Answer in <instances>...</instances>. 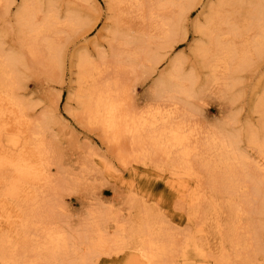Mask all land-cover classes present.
Returning a JSON list of instances; mask_svg holds the SVG:
<instances>
[{
    "label": "rangeland",
    "instance_id": "rangeland-1",
    "mask_svg": "<svg viewBox=\"0 0 264 264\" xmlns=\"http://www.w3.org/2000/svg\"><path fill=\"white\" fill-rule=\"evenodd\" d=\"M12 1H0V38L4 43L3 49L5 53L14 50L19 52L22 58L23 67L21 66L19 68L20 85L17 94L19 100L26 105L25 115L30 117L29 119L33 123V126L37 125L41 127L42 123H46L42 128L46 130V142L49 149L51 148L49 151L52 153L49 152V156H47V159L45 158L46 160L44 159L42 161V164H44L43 167L45 164L46 166L48 164V169L46 168V171H51L49 174L52 173L50 177L51 180H54L53 184H55L52 186L54 189L50 190L47 199L49 198V200L53 201V198H57L55 200L56 203L53 201L56 207L53 209L52 214L57 218V222L60 223L63 228L74 234L75 240L78 238L76 243H79V246L77 245V248L75 247L77 249L76 252H82V248L85 249L89 247V240H87V238L93 233L91 229L96 223L100 224L105 231H110V234H113L117 224H132L145 217L146 219H154L156 217L157 220L161 219V221L165 223L166 229L177 239L174 245V247L176 246L174 252L176 250L175 254L178 256L174 254V256H176L174 257L172 253H169L168 257L166 256V258H164L166 261L164 264H217L215 258H219L222 254L219 253L221 252L220 247L219 250L216 251L217 254H215L214 259L211 256L205 257L200 254V246L206 247L207 241L209 243L212 242L209 245L217 241L218 246L224 241V252L227 250L226 256L229 258H227V260H231L228 261V263L252 264V259L255 261L253 264H264L263 200L261 197L257 196L256 193V184L260 181L264 184V179L255 170V159H258L260 155L259 149H257L258 147H254L255 145L252 146L250 142L251 136L259 134V132H262L264 129V111L261 110L263 108L259 106V101L264 95V55L258 60L254 59L251 63L252 65L250 64L251 66L247 65L244 67V72H241V69L237 75V81L231 82L233 86L225 88L231 80L227 83L225 81L224 83L226 84H223V82L219 80L217 74L214 75L211 69L205 67V64H203L205 59L203 60L201 55L196 53L197 46L207 42V39L204 35L195 33L194 25L195 22H201L203 25L206 19L205 17L208 16L206 13L207 9H202L204 6L197 8L193 12L195 16L193 17L192 13L188 21V40L179 44L172 51L173 53L171 52L172 54L169 53V59L167 58L168 62L167 60L164 61L159 67L160 74L169 69L171 65L170 62L174 58L182 57L185 60V71H187V73H199L200 83H198V85L201 90L198 89L197 91L199 93L201 91L202 93L198 94L196 98L190 99L189 102V106H191V102H195L192 103L195 109H190L191 107L188 105L189 108L186 107L185 102L182 101V105H180L182 110H184L183 112H188L187 116L183 118L187 120L186 124L191 121L190 124L192 126L188 124V130L191 128L192 131H188V134L191 135L192 139L190 138V141L187 142L188 144L186 143V146L184 145L185 149L183 147L180 148L178 152L176 151V153H178L177 157H179L178 160L176 156L173 158L176 153L170 154V159L166 158L168 156L165 155L160 157L161 154L151 153L155 158L153 160L150 154L148 158L145 159V166L142 160L132 155V149L130 148V143H128L129 141L124 142L119 147L113 146L109 140L106 139L103 132L92 125L88 117L83 113L77 99L80 84L78 81L79 70L76 65V56L86 52L91 55L92 58L98 60L99 67L97 71L100 77L99 80H110L112 77L120 76L122 82L125 84L127 83L129 87H131V85L132 87L135 86L136 90L134 88V92H132V103H134L135 106L137 105L136 107H145L150 99V91L155 86L159 79L158 76L160 77V75L155 73V75L150 76L148 72H143L144 69L141 70L139 66H135L132 62L135 61V58H139L140 60L143 58L145 55L144 49L146 47L144 44H147L146 48L150 50L158 49L159 53H165V50L159 49L161 46V36L158 27L162 24L163 20L165 21L166 18L175 17L177 14L173 10L171 11V9L164 11L154 5V3L151 4L149 1H147V4L145 2L146 12L144 11L149 15L144 13L145 18H143L146 19L145 21L147 22L141 20V12H138L137 8L133 5H129L130 3L127 0H124V3L121 4L122 6H120L119 3L115 4L116 2L114 0H103V4H101L100 0ZM25 2L30 8L37 10L40 8L36 12L35 18V22L39 25L42 23L45 14L49 10V3L52 2L54 4L55 2V9L60 13L58 14L61 25L57 26L58 28L56 27L57 30L55 29L53 33L48 36L49 38L45 36H41L35 40L31 38V40L20 38L21 35L18 30L17 18ZM153 11L156 14H154ZM161 12L162 15L160 14ZM70 13H75L79 17H82L84 25L81 29L74 30L64 26V22H66L65 18L67 14ZM154 17H157V20ZM158 19H160V21ZM129 40L138 41L140 43H128L127 41ZM49 45L56 46L58 51H60L59 63H51L53 53H51ZM182 45H186V47H182ZM139 59L136 61H139ZM125 68L126 71L124 72ZM128 70L129 72H127ZM137 70L138 73L140 72L139 74ZM145 71H147L146 68ZM144 74L146 75L142 77ZM136 75L138 77H136ZM214 76L217 77L215 78ZM202 87L208 90H204L203 92ZM199 95L200 97H198ZM183 105L187 109L183 107ZM192 110H195V112ZM222 125H224L230 133L240 134V151L247 156V162L243 165L244 167H237L236 174L239 173V175L233 179L236 181L234 184L227 183L228 185L224 183L223 180H220V173L212 176L205 166L211 158L212 160L216 158L214 155L212 156L210 153L206 152L207 145L205 142L208 140L206 136L209 135L208 132L216 131V128ZM232 128L234 130H232ZM196 130L204 133L200 134ZM252 133L253 135H251ZM196 134H198L197 138L195 136ZM200 135H203V138ZM0 140V148L4 147L6 150H9L11 145L10 141H7V138H0ZM191 143H193V146H191ZM198 146L199 149H197ZM188 147L190 151L191 149H193L192 151L194 152L198 151L200 157H203L199 158L198 155L193 154L194 152L187 151L186 149H188ZM195 148L196 150H194ZM181 149L186 153H192L194 157H186V160V158H184L185 155H183L185 152ZM203 149H206L205 152ZM204 154L206 155L204 156ZM130 156L131 159L129 158ZM133 156L137 159H134ZM165 158L167 159L166 161L170 163L166 164V161H164ZM173 160L176 164L173 163ZM180 162L181 164L178 165ZM189 162L194 165H188ZM160 164L162 166H167H163V169V167H160ZM169 164L172 165L170 166ZM155 165L158 166L155 168ZM174 165L176 169H174ZM127 166L130 167L127 168ZM180 167L182 169L192 167L194 173L198 172L197 174L201 178L204 185L203 187L207 189V192L209 190H214L209 191V194L215 197L212 199L213 201L215 200L214 202L216 204L214 202L211 204L215 206L212 209L211 205H207L208 208L205 207L201 211V220L206 217L210 222L204 224L201 223V220L193 219L191 216L189 217L187 211H185L183 207L184 205L180 201L181 199L178 193L168 187L167 182L170 179H175L176 181L180 180L178 178H172V176L179 173ZM120 176L122 177L118 178ZM218 179L219 181H216ZM230 186L234 190H232ZM213 187L218 190H215ZM0 188L2 190V187ZM130 188H132V190ZM213 192H217L219 195ZM229 197H231L230 200ZM228 200L230 202H228ZM235 201L236 203H234ZM229 203L238 204L237 206L242 210L240 224H243V226L240 227V224H238L240 229L239 235L237 236L238 241L242 245L241 247H244V242L247 243V238H249L247 233L252 234V239L249 238V242L252 243L253 247L248 253H246L245 250L241 251L242 248H240L236 255L235 249L226 241L230 233L228 226L234 221L232 217L235 218ZM217 205H219V207H217ZM225 205L228 208L225 207ZM222 206L224 209L221 208ZM227 210L230 211V214ZM145 212L148 213L146 214ZM216 212L219 213L217 214ZM157 216H159V218ZM217 219H219L223 226L225 225L224 235L220 238L215 227L216 225H214V223H217ZM210 231H212V235ZM81 238H84V240ZM188 238L189 241H187ZM224 238L226 240H224ZM221 239H223V241ZM214 245L215 244H213V246ZM79 248L80 250L78 251ZM134 253V250H127L126 253L118 257H100L98 263L131 264V257ZM97 259L98 257H95L91 259L90 262L93 263L94 260L96 262ZM238 260L241 261L239 262Z\"/></svg>",
    "mask_w": 264,
    "mask_h": 264
},
{
    "label": "bare ground",
    "instance_id": "bare-ground-1",
    "mask_svg": "<svg viewBox=\"0 0 264 264\" xmlns=\"http://www.w3.org/2000/svg\"><path fill=\"white\" fill-rule=\"evenodd\" d=\"M114 1L116 2L115 4L119 3L120 6L124 3V0ZM127 1L130 3L129 5H133L137 8L138 12H141L142 21L146 20L143 18H145L144 15L146 14L145 2L147 4V1L151 4L154 3V5L164 11L171 9V11L173 10L177 14L175 17L166 18L165 21L163 20L162 24L158 27L161 36V46L159 49L165 50V53H159L158 49L150 50L146 48L147 44H144L146 46L144 49L145 55L141 60L135 58V61L132 62L135 66H139L141 70L144 69L143 72H148L150 76L155 75V73L159 74V67L170 56L169 53H171L179 44L188 40L189 33L187 25L189 18L197 8L203 6L204 8L202 9H207L206 13L208 16L205 17L206 19L204 20L203 25L201 22H195L194 29L195 33L204 35L207 42L201 45L199 44L196 48V53L201 55L203 60L205 59L203 62L205 67L211 69L214 75L217 74L219 80H221L223 84H226L231 80L228 82L230 85H224L225 88L233 86L231 85V82L237 81L236 78L241 69L242 72L243 69H245L244 67L252 65L251 63L254 59L258 60L264 55V0ZM39 9L40 8H38V10ZM38 10L30 8L29 5H26V2L23 4L17 18L21 39L25 40L26 38H31L35 40L41 36L48 37L53 33L57 26L61 25V20L59 18L60 13L55 9V2L54 4L52 2L49 3V10L45 14L40 25L35 22L36 12ZM154 14L156 13L154 12ZM160 14L162 15V12ZM154 18L157 20V17ZM65 19L66 22H64V26L74 30L81 29L84 25L82 17H79L75 13L67 14ZM158 20L160 21V19ZM127 42L140 43L132 40ZM3 47L4 43L0 38V138H7V141H10L11 143L9 150H6L4 147L0 148V187H2V190L0 188V264H99L100 257H118L119 255L126 253L127 250L135 251L131 257V264L166 263L164 258H166V256L168 257L169 253H172V256L176 253V250L174 252V248L176 247H174V245L177 239L173 234L169 233V230L166 229L167 227L165 226V223L162 222L161 219H158L160 220L158 221L155 216L154 219H146L145 217L138 222L135 221V223L132 221V224H115L116 226L113 234H110V231H105L100 224L96 223L91 229L93 233L89 235L90 238L89 236L87 238V240H89V247L85 249L82 248V252L79 251V248V252H76V246L79 244L76 243L78 238L75 240L74 234L63 228L60 223L57 222V218L52 214L53 209L56 207L55 200L57 198H53L55 203L49 200V198L47 199L50 190L54 189L52 186L55 184H53L54 180H51L50 177L52 173L49 174L51 171H46V168L48 169V164L47 166L45 164L46 167H43L44 164H42V161L45 158L47 159L49 152H51L49 151L51 148L49 149L45 138L46 130L42 128L46 123H42L41 127L39 126L40 128L37 125L33 126V123L29 119L30 117L25 115L26 105L19 100L17 94L20 85L19 68L22 66V58L20 53L14 50L5 53ZM49 49L51 53H53L51 63H59L60 51H58L57 47L53 45H49ZM138 59L139 61H136ZM170 63L171 65L169 69L165 72H161L159 74L160 77L158 76L159 79L157 78L158 81H154L156 84L150 91V101L147 99L148 104L145 105V107L140 108L132 103V92H134L133 89L135 86L132 87L131 85V87H129L127 83L125 84L122 82L120 76L112 77L110 80H99L100 77L98 76L99 73L97 71V68L99 67L98 60L92 58L91 55L86 52L76 56V65L79 70L78 81L80 84L77 99L83 113L88 117L92 125L96 126L103 132L106 139L109 140L113 146L119 147L124 142L129 141L128 143H130L132 155L142 160L143 163H145V166V159H147L151 153H158V155L161 154L160 157L165 155L168 156L166 158L170 159V154H175L176 151L178 152L180 148H183L184 145L186 146V143L190 141V138L192 139L191 135L188 134V131L191 130V128L188 130V124L191 125V121L186 124L187 120L183 118L184 116H187L188 112H183L184 110H182L180 105H182V101L185 102V106L188 107L190 99L196 98L198 94L202 93L198 85V83H200L199 73H187V71H185V60L182 57L174 58ZM145 68L147 71H145ZM125 71L126 68L124 72ZM127 72H129V70ZM137 75L136 77H138ZM145 75L146 74L142 77ZM225 81L226 83H224ZM198 89H200V93L197 91ZM204 90L208 89L205 88L202 91L204 92ZM198 97H200V95ZM192 103L195 102H191V106L189 107H191L190 109H195V106ZM185 106L183 105V107ZM259 106H261L263 109H260L264 111V95L259 101ZM192 111L195 112V110ZM233 128L232 130H234ZM197 132L200 134L204 133H201V131ZM260 132L259 134L251 136L250 142L252 146L255 145L254 147H258L257 149H259L258 151L260 152V155L258 159H255V170L264 179V129L261 133ZM198 134L195 135L196 138ZM208 134V137L206 136L208 140L205 142L207 150L203 149V151L205 152L206 150V152L210 153L212 156L214 155L216 158L212 160L211 155L209 154L211 160H207V164L204 163L206 168L210 172V175L212 174V176H214L217 173H220V180H223L226 184H234L236 180L233 179L239 175V173L236 174L237 167H242L245 162H247V156L240 151V134L230 133L224 125L218 126L216 131H210ZM251 135H253V133ZM200 136L203 138V135ZM192 144L193 143H191V146H193ZM188 149L186 150L190 151V149ZM197 149H199V146ZM192 150L193 149H191L190 152H194ZM194 150H196V148ZM182 151L185 152L184 150ZM152 154L151 158L154 160L155 156ZM193 154L198 155L199 158L203 157H200L198 151H195ZM206 154H204V156ZM177 155L178 153H176L173 158L175 156L177 157ZM183 155H185L184 158L194 157L192 153L189 152H185ZM131 156L129 157L130 159ZM137 158L134 157V159ZM166 158L164 161L167 160ZM178 159L179 157H177V160ZM181 159L184 160L183 158ZM174 160L173 163H175ZM181 162L178 165H180ZM167 163L170 162L166 161V164ZM172 164L169 165L171 166ZM190 164L191 162H189L188 165ZM193 165L191 164V166ZM157 166L155 165V168ZM163 166L160 164V167ZM128 167L130 166H127V168ZM174 169H176L175 165ZM197 173H194L192 167L181 168L179 169L178 174L172 176V178H178L180 180L176 181L175 179H170L167 182V185L171 190L178 193V196L181 199L180 201L184 205L183 207L185 208V211H187L189 217L191 216L193 219L201 220V211L207 207V205H211L215 201H213L212 198L215 197L209 194V191L214 190H209L207 192V189L203 187L202 180ZM121 177L122 176L118 178ZM216 181H219V179ZM231 186L230 188L234 190ZM130 189L132 190V188ZM256 193L257 196L261 197L263 200L262 213H264V184L262 181L256 184ZM215 194L218 193L216 192ZM230 199L231 197H229V200ZM229 200L228 202H230ZM234 203H236V201ZM234 203L229 204L235 218L232 217L234 221L230 220L232 221L228 226L230 233L227 236V240L225 238L224 240L230 243V246L235 249V254L237 255V251H239L240 248H242L241 251L245 250L246 253H248L252 250L253 245L249 242V240L252 239L251 233H247L250 239L247 238L248 244L246 242L243 243L244 247H241L242 245L238 241L237 236L239 235V229L243 226V224H240L242 210L237 206L238 204L236 205ZM214 206H212V209ZM217 207H219V205H217ZM225 207L227 206L225 205ZM221 208H223V206ZM229 212L230 211H228V213ZM157 217L159 218V216ZM205 218L203 219L204 221L201 220V223L205 224L210 222V220L208 221L207 218ZM217 220V223H214V225H216L215 227L220 238L224 235L225 225L223 226L219 219ZM238 224H240V227ZM212 231H210L211 235ZM82 240H84V238ZM221 240L223 241V239ZM187 241H189V238ZM223 242L218 246V242L216 241L213 243L215 244L213 246V244L209 245L212 242L209 243L207 241L206 247L200 246V254L205 257L211 256L214 259L215 254H217L216 251L219 250L220 247L221 252L219 253L222 254L219 258H215L217 264H229L230 262L228 263V261L231 260H227V250L224 252L225 249ZM175 255L178 256L177 254ZM95 257H98L97 261L95 262L94 260L93 263H91L90 260ZM251 261L255 262L252 259ZM253 262L251 263L253 264Z\"/></svg>",
    "mask_w": 264,
    "mask_h": 264
},
{
    "label": "snow or ice",
    "instance_id": "snow-or-ice-1",
    "mask_svg": "<svg viewBox=\"0 0 264 264\" xmlns=\"http://www.w3.org/2000/svg\"><path fill=\"white\" fill-rule=\"evenodd\" d=\"M101 4H103V0H100ZM195 16V13H193V17ZM191 27V25H190ZM182 47H186V45H182Z\"/></svg>",
    "mask_w": 264,
    "mask_h": 264
}]
</instances>
